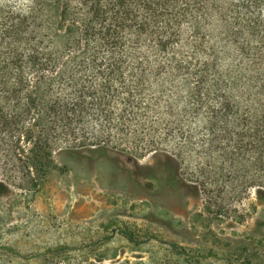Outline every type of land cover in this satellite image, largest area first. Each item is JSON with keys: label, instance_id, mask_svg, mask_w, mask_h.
<instances>
[{"label": "trees", "instance_id": "1", "mask_svg": "<svg viewBox=\"0 0 264 264\" xmlns=\"http://www.w3.org/2000/svg\"><path fill=\"white\" fill-rule=\"evenodd\" d=\"M0 102L14 104L0 136L17 148L40 129L43 152L59 121L91 146L117 104L132 125L150 110L178 150L264 180V0H0Z\"/></svg>", "mask_w": 264, "mask_h": 264}, {"label": "rangeland", "instance_id": "2", "mask_svg": "<svg viewBox=\"0 0 264 264\" xmlns=\"http://www.w3.org/2000/svg\"><path fill=\"white\" fill-rule=\"evenodd\" d=\"M109 110V119H94L87 147L60 121L43 152L33 147L47 138L40 129L19 148L0 136L3 264L53 256L62 264H264V180L255 169L245 176L239 161L178 150L150 110L136 125L117 104Z\"/></svg>", "mask_w": 264, "mask_h": 264}]
</instances>
